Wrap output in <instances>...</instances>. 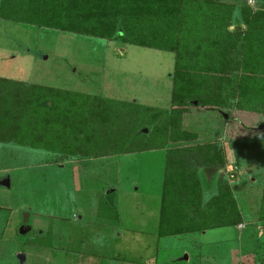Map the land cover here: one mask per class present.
Masks as SVG:
<instances>
[{"label": "rangeland", "instance_id": "374dc122", "mask_svg": "<svg viewBox=\"0 0 264 264\" xmlns=\"http://www.w3.org/2000/svg\"><path fill=\"white\" fill-rule=\"evenodd\" d=\"M224 1L264 8V0ZM239 5L231 29L245 28ZM173 67L171 52L0 18V77L116 104L168 108ZM192 103L182 116L183 128L195 131L199 141L216 142L227 162L211 186L203 183V198L224 175L242 208L241 226L159 237L163 148L95 160L70 158L73 165L59 168L57 150L34 158L29 145L2 143L8 145L0 147V166L19 170L12 174L13 188L3 189L1 198L6 192L17 203L27 202V210L17 215L30 213L31 224L19 226L27 230L24 242L13 244L15 254L1 250L0 264H171L168 260L181 251L188 253V264H264V223L250 208L264 172V116Z\"/></svg>", "mask_w": 264, "mask_h": 264}, {"label": "trees", "instance_id": "16d2710c", "mask_svg": "<svg viewBox=\"0 0 264 264\" xmlns=\"http://www.w3.org/2000/svg\"><path fill=\"white\" fill-rule=\"evenodd\" d=\"M238 5L224 0H0L1 19L174 54L168 108L116 104L0 77V142L57 150L60 161L163 148L159 237L242 224V208L224 175L216 179L214 194L203 198L199 171L224 169L223 149L214 141H199L195 131L182 126L194 101L198 107L264 116V8L239 5L245 28L231 29ZM251 201V213L264 223V172L259 197Z\"/></svg>", "mask_w": 264, "mask_h": 264}, {"label": "crops", "instance_id": "0c3cea01", "mask_svg": "<svg viewBox=\"0 0 264 264\" xmlns=\"http://www.w3.org/2000/svg\"><path fill=\"white\" fill-rule=\"evenodd\" d=\"M5 145H8V144H2L0 142V147L4 148L3 146H5ZM28 151H29V153L32 151L31 155L34 158H37L36 154H40L42 156V155L46 154L45 152L48 151V150H45L42 147L33 146V147H30L28 149ZM50 152H52V151H50ZM52 153H54V152H52ZM53 155H56V160H54V164L56 166H58L59 168H63L64 165H68V166L70 164L73 165L74 162H72L71 160L72 159L76 160V159L79 158V156H72V157H70L72 159L69 158V159H64V160L60 161L58 159L60 157H62L61 154L57 155V153H54ZM105 157H108V156H105ZM98 158H101V157L94 158L93 160L98 159ZM23 167L25 168L27 166H23ZM16 170H19V169H15V168L14 169H10V168H5L3 166H0V251L3 250L4 248H6L8 250H11V252L13 254H15L14 253L13 244L14 243L15 244L16 243L19 244V242H24V237H25V234L27 233V230H25V229L24 230H20L19 226L27 228L31 224V217H30V223L27 226V224H22V219L19 216L20 214L17 215L19 210H27L25 208H27L26 206L28 205V203L26 202L25 199H24V201L26 203H23V204L21 202L17 203L18 200L17 199H12V195L10 193L6 194V192H4L5 193V197L1 198V191L3 189L8 191V192H10V190L13 188L12 174ZM220 170H222V169H219V172H220ZM199 175H200L201 182L206 184L204 179H203V177H202V169H200ZM213 181H214V179H213ZM212 182L208 186H211ZM107 189L111 190L112 186H109ZM215 190H216V187L214 189V192H215ZM214 192L212 193V195L214 194ZM206 199L207 198H204V200H206ZM29 211L32 212V209L30 207H29ZM104 214H106V212ZM237 226L239 227V226H241V224H239ZM205 232L206 231H202V233H205ZM22 237H23V239H22ZM261 237L263 238V235H261ZM9 245H10V248L8 247ZM182 252L187 254V258L188 259H187L186 264H188L189 261H190V257H189V255H188V253L186 251H181V252H178V253H182ZM175 254H177V253H175ZM23 258H24L23 255H18V259L19 260H22ZM0 262H1V255H0ZM176 263H179V262H175V263H171V264H176Z\"/></svg>", "mask_w": 264, "mask_h": 264}, {"label": "water", "instance_id": "95a60500", "mask_svg": "<svg viewBox=\"0 0 264 264\" xmlns=\"http://www.w3.org/2000/svg\"><path fill=\"white\" fill-rule=\"evenodd\" d=\"M239 29V26L236 27ZM226 117V116H225ZM219 172L218 168H213V167H206L202 168V177L207 185H209L213 179L216 173ZM20 217L22 219V224H29L30 223V213H20ZM187 254L182 252V253H177L176 255L172 256L168 261V263H175V262H187Z\"/></svg>", "mask_w": 264, "mask_h": 264}]
</instances>
